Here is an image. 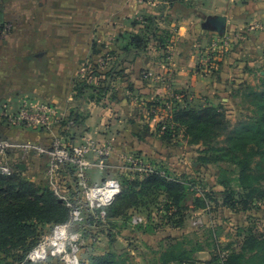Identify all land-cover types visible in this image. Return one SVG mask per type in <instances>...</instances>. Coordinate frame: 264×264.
Listing matches in <instances>:
<instances>
[{
	"label": "crops",
	"instance_id": "crops-1",
	"mask_svg": "<svg viewBox=\"0 0 264 264\" xmlns=\"http://www.w3.org/2000/svg\"><path fill=\"white\" fill-rule=\"evenodd\" d=\"M7 1L9 0L1 2L0 12ZM30 4H33L34 8L29 7L30 15L26 18L35 24V30L34 41L26 46L27 49L24 51L26 54L12 57L10 33L3 31L0 35V110L3 111L0 115L2 124L0 135L13 141L31 140L49 144L54 138H58L56 136L58 135L65 140L67 138L68 142L76 143L78 141L75 140L81 131L82 136L79 142L93 138L103 144L111 138L108 135L110 114L121 118L123 112H126L122 107L124 104L129 106L130 103L134 105L138 103V106L146 107L147 102L155 98H166L169 88L173 87L175 89L189 87L196 95H203L208 102L212 103L211 101L214 100L217 102L218 93L225 94L233 86L232 80L235 79L234 76L239 75L240 67H244L247 71L246 68L253 64L264 66V0H176L173 4L165 0H156L153 3L135 4V6L129 4L128 0H34ZM168 6L175 10L177 16H170L164 24H159L157 27L161 31L170 33V38L162 42L158 40L156 43L159 44L156 45L151 37L146 46L137 45L134 37L143 33L142 26L137 21L138 14L141 12L157 17L162 12V15H165L167 11L164 8H169ZM97 10L101 13L99 16L94 12ZM217 14L227 16L226 33L234 32L240 26L247 27L242 30L241 44H237L236 49L232 46L227 50V55L222 58L221 55L214 57V54H211L214 50L210 52V47L222 34L204 26L208 16ZM110 15L115 16L113 22L109 21ZM0 20L6 21L3 14ZM47 22L50 23V27L45 26ZM108 24L112 25L110 29L105 28ZM99 27L102 28L101 34L98 33ZM107 30H109L108 34H115L113 38L106 36ZM172 43H174L173 52L169 50ZM68 44L70 49L74 50L71 62L63 64L65 67L59 71L54 61L56 59L53 57L59 50L66 49ZM216 51L219 52V50ZM205 52H207L205 56L211 54L209 56L211 63L213 61L216 63L215 59H218L221 64L219 73L214 76L206 77L197 72V66ZM254 52H259L257 58H252ZM62 54L61 52L59 55ZM95 58L99 61L92 66V69L90 67V73L97 81L98 90L108 88L94 98L79 96L76 83L71 86V82L74 80L76 82L75 75L78 73V68L84 65L86 60H95ZM33 61L38 65L35 67V74L41 78L42 75L48 74L47 70H42L43 64L56 68L55 71L50 68L49 71L53 74L55 72L59 76L60 74L68 76L67 79L62 78L56 83L52 82L53 80L45 83L49 86L47 90L53 93L45 102L63 110L65 116L63 118L67 124L70 125L71 121L74 123L71 127L76 130H70L66 138L58 133L66 131V125L61 127L64 123L62 120L48 134L47 131L40 130L41 127L14 124L7 117L14 115L25 104L40 100L38 92H33L31 89L33 85L21 83L18 77V73L31 68ZM246 73L249 75V72ZM262 73L264 75V70ZM219 74L222 81H218ZM38 83H40L39 86L44 85L40 80ZM67 83H69L68 86ZM28 91L31 93H26ZM124 91H129L130 94L126 95ZM136 94L142 96L139 101L133 100ZM74 96H79L86 102L89 101V106H92V115L85 117L82 123L74 122L75 108L78 106L74 102ZM224 98L223 96L222 100ZM124 99H129V102H123ZM143 116L152 129L158 123L148 115ZM134 121L137 124L140 123L136 119ZM137 124L131 128L136 134L138 133ZM80 125L83 131L78 130L77 126ZM96 135L97 139L93 137ZM112 152H114L113 149ZM40 158L35 156L32 160L33 165L30 164L28 168L21 171L27 172L32 169V166L37 168ZM42 158L46 165L47 157ZM131 171L136 169L131 168ZM145 172L146 175L151 171L147 167ZM71 176L77 183L74 173H70ZM91 178L92 176L90 180ZM101 179L95 182L100 183L105 180L103 177ZM160 211L165 212L156 209L152 220L161 222L163 226H169L162 222Z\"/></svg>",
	"mask_w": 264,
	"mask_h": 264
},
{
	"label": "rangeland",
	"instance_id": "rangeland-1",
	"mask_svg": "<svg viewBox=\"0 0 264 264\" xmlns=\"http://www.w3.org/2000/svg\"><path fill=\"white\" fill-rule=\"evenodd\" d=\"M32 1L34 2V0L7 1L5 6L3 7V10L0 12V18H2L3 14L5 20L10 24L12 28L15 21L24 20L30 15L29 9L34 8V5L30 4L32 3ZM128 3L131 5L133 4V6H135V4L140 5V3L136 2L135 0H128ZM29 4L31 5L30 8H28V10H24V7L29 6ZM164 9L165 11H167L166 14L162 15L163 13L160 11V15H158L154 20L155 26L164 24V22H166L170 16H177V13L175 12V10L171 9V7H166ZM94 12H96L98 16L99 14H101L100 11L98 12V10ZM144 14L145 13L140 12L137 19L139 17L142 18V15L145 16ZM108 18L110 22H113V20H115V16L110 15ZM49 25V22L45 23V26ZM111 26L112 25L108 24L105 28L110 29L109 27ZM101 29L102 28L99 27L98 33L100 34ZM243 29L245 30L247 29V27L240 26L237 27L234 32H230L228 30L229 34L224 33L222 35H219L215 44H212V47H210V52L214 50V52H212L211 54H214V57H219L221 55L220 57L222 58L227 55V50L232 46L234 49H236L237 44H241L240 42L243 36ZM108 32L109 30H107L106 36L113 38L115 34H108ZM156 32L157 35L159 34L161 37L163 36L164 32L161 31L160 28H158ZM4 33L7 32L4 31ZM11 34L10 37H12V57L16 55H25L26 52L24 51H26L27 48L25 46H22V49H20L19 46L21 45L19 44V42L17 44L18 35L16 36V38H13L16 33ZM225 34H227L226 36L229 37L227 38ZM15 40L16 43L15 45H13V42ZM154 42L156 45L159 44L156 43V41ZM173 47L174 43H172L171 47L169 48L171 52H173ZM75 48H77V46ZM216 50H219V52ZM61 52L63 53V56L59 55L61 54ZM73 52V48L70 49V44H68V47H66V49L59 50L57 55L53 57L56 59L54 61L56 66H58L59 71H61L62 67H65L66 62H71V55L73 54ZM205 54H207V52L202 55V61L197 66V72L206 77L218 74V71H220L221 69V64L218 63V59H215L216 63H214V61L211 63L208 61V58H210L209 56L211 54L206 56ZM258 55L259 52H254L252 58H257ZM87 61L88 60L85 61L86 63H84V65H81L78 68V73L76 72L77 74L75 75V78H86L90 82H92L93 80L94 82H97L95 80V77L92 76L90 72L93 68L92 66H95L99 60L95 58V60L91 59L88 62ZM63 64L65 65L63 66ZM36 66H38L37 63L33 61L30 66L31 68L25 70V72L23 73H18V77H20L21 83L26 82V84H28L29 86L33 85V88L31 89L33 92H38L39 95H37L40 99V105L47 106L48 104L45 101H47L49 97L53 95V93L50 90H47L49 86H47L48 84L45 85V83H49L51 80H53L52 82L56 83L62 78L67 79L68 76L63 74H60L61 76H59L58 74H55V72L53 74L49 70L52 69L53 71H55L56 68H53L51 66L47 67L43 64L42 70H47L48 74L42 75L43 77L41 78V76L35 74ZM246 69L247 71L244 67H240V71H238L239 75L234 76L235 79L232 80V84L234 87L231 86L230 89L225 92V94L224 92H221L223 93L221 95L218 93V98H216L217 102H215V100L211 101L212 103L218 104L224 96L225 98L221 102H223L225 104V107H227V111L231 115V119L234 122L238 119L239 112H244L247 114L249 111L248 109L244 111L240 110V106H242L243 104L245 92H247L250 87H260L264 82V75L262 73V71L264 70V66L253 64ZM246 72H249V75ZM218 76V81H222L221 75L219 74ZM38 79L42 81V83L44 84L43 86H39L40 83H38ZM65 81L66 80H64V82ZM75 83V80L71 82V86H74ZM68 85L69 83H67V86ZM174 89V87L169 88L167 96L166 98H164L165 100L173 97ZM183 89L188 94L187 100L191 101L190 104L198 106L201 103L208 102V100L205 99L203 95H196L195 92L192 91L189 87H185ZM124 92L126 95L130 94L129 91ZM26 93L31 92L28 91ZM219 95L221 96L220 98ZM74 97V102L78 104L76 108H78L79 115L82 114V116L80 115V117L88 118V115H92V106H89V101L86 102L85 99H80L79 96ZM141 98L142 96L140 94H136L133 96V100L138 99L139 101ZM123 102H129V99H124ZM137 104L134 105L133 103H130L128 104L129 106H126V104H124L122 107H124L123 109L126 112H123L121 118H116L115 114H110L111 119L108 120L110 123L108 128V135L111 138L109 139L110 141L104 142L103 144L110 146L111 150L113 149L115 153L112 152L107 157L106 166L104 168H91V170L89 171V174L92 176L91 181L95 182L96 180H102L101 177L106 179L109 176H116L120 178L121 174L127 175L128 177H135L136 175H138L140 178H143L145 176V169L147 167H153L155 169L156 167H158V165H163L170 168V170L174 174L187 173L191 178H194L196 182H198L195 188L197 190L195 194H200L201 196L206 195L205 198L207 200V206L198 207L196 209L192 208L188 210L186 220L180 228H177L173 225L163 226V224L160 223H154V225L152 224L153 228H151L145 224L146 222L133 225L130 222V219L123 220L119 223L117 222L116 226L110 221L104 222V218L98 216L97 213L87 210L84 196L74 178H59V185L60 188L65 189L64 193L72 198L75 203L84 206V209H86L85 212L87 214V217L85 224H79L77 226L78 228H82L83 230V237L80 240L82 249L80 251L81 264H90L91 256L105 254L107 252H113L116 255L120 256L122 259H125L127 264H158L159 260L157 261V257H159V254L164 245H167L169 243V237H178L181 240L187 239V247L194 245L200 246L201 249L195 251V256L199 260L198 264H205L208 260L214 257L215 253L218 252V246L215 238H218V241L223 248V254H227L229 251L241 249L250 230H253L254 232L260 234L264 233V200L254 199V201L251 203L252 206L245 210H233L225 205L224 199L222 198L225 193V187H223V185L218 181L220 178L219 164L225 163L215 161H208L206 163H203L201 160H198L200 149L203 146L201 143L189 142V140L185 138L181 132H179L178 135L173 136V139L171 141L163 140L161 138V132H163L166 125L162 127V130H158V123L154 126L153 129L148 126L149 124L147 123L149 122H146V120H144L146 118H144L143 115H148L151 119L153 118L157 122H163L166 120L167 115H169L167 111H170L172 109L171 104L167 103L168 107H166L165 110L157 108L153 117L150 116V112L145 106L141 107ZM247 106L249 105L247 104ZM2 113L3 111L0 110V115H2ZM64 118H61L60 120H58V122L45 124L40 128V130L47 131V133L49 134L51 131H53L54 128H56L57 125H59V122L61 120L64 121ZM135 119L140 123L137 124L134 121ZM80 122L82 123L81 119H78L77 123ZM65 123L66 120L64 121V123H62L63 125L61 127L66 125V131L58 133L62 134L66 138V134H70V130L76 129L71 127V124H74L72 121L70 122V125ZM136 124L138 125L137 134L132 132L131 130V128ZM81 125L77 126L79 128V131H83ZM1 126L2 124L0 123V129ZM90 133L92 134V131ZM143 133H145V135H143ZM56 136L62 137L58 135ZM81 136L82 132L80 131L75 141L79 142ZM93 137L97 139L98 136L96 135ZM90 139L95 140L93 138ZM96 142L100 143L99 141ZM247 148L248 150H253L255 149V146L249 145ZM46 156L47 155H41L40 157L42 158ZM34 157H32L31 159V164ZM91 157L95 160L93 155ZM41 158L38 160L39 163H37L36 166L38 169L35 168V166H32V169L28 170L27 172L24 171L23 173H21V178L34 181L37 184H43V182L46 181L55 192L54 188L50 185L47 177H43L45 175L46 166L44 167V158ZM259 160L260 158L258 155L252 162L251 166L256 169V163ZM131 168H135L136 171H131ZM36 172L38 173L36 174ZM232 184L234 185V188H237V181H233ZM207 194L214 195L216 200L208 198ZM194 197L195 195L191 193L188 196V198L190 199L188 200V204H190L192 207H194ZM66 207L68 206L66 205ZM142 208L145 209V207ZM69 219L70 217L57 222H67L69 221ZM195 221H199V224L195 223ZM53 224H46L41 226V228L39 226L38 238H35L34 242L31 244L24 257L14 259V264H62L59 254L54 250H52L49 257L43 261L36 262L29 259L28 257L30 251L38 244L39 240L43 236L50 233ZM105 224L106 226H104ZM252 254L253 252H249L247 255Z\"/></svg>",
	"mask_w": 264,
	"mask_h": 264
},
{
	"label": "trees",
	"instance_id": "trees-1",
	"mask_svg": "<svg viewBox=\"0 0 264 264\" xmlns=\"http://www.w3.org/2000/svg\"><path fill=\"white\" fill-rule=\"evenodd\" d=\"M165 1L173 4L176 0ZM144 15L137 19L143 31L134 37L137 45L146 46L151 37L161 42L170 38L171 34L165 31L162 37L157 35L155 16ZM107 88L98 90L94 80L76 79L77 94L82 97L94 98ZM187 97L184 89H174L173 97L167 100L155 98L147 102L146 108L152 117L157 108L165 110L167 103L171 104L172 109L167 111L169 115L166 120L157 124L158 130L166 125L161 138L171 141L181 132L189 142L203 145L198 160L203 163H225L219 164L218 181L225 187L222 198L226 206L233 210H245L252 206L254 199L264 200V82L260 87H250L245 92L240 110L249 111L247 114L239 112L235 122L223 102H207L197 106L190 104ZM75 109L74 122L77 123L78 119L83 121L85 117H80L82 114L79 115L78 108ZM249 145L255 146V149L248 150ZM258 155L260 160L255 169L251 164ZM48 161L49 157L45 166ZM66 169L73 174L75 168L67 165ZM21 173V170H15L11 175L0 173V264H14V259L24 257L35 238H38L39 226L59 223L57 221L70 217V207H66V202L55 194L46 181L37 184L21 178ZM119 179L122 191L108 206L104 218V222L110 221L116 226L117 222L131 220L133 213H140L147 218L145 224L153 228L154 223H159L152 220L153 212L159 209L165 211H160L163 223L180 228L188 210L207 206L205 193V196L195 194L198 182L194 178L187 173L174 174L163 165H158L143 178L121 174ZM233 181H237V188H234ZM190 193L195 195L194 207L188 204ZM207 197L216 200L212 194H207ZM168 240L169 243L164 245L157 257L158 264H198L195 251L201 249L200 246L187 247L188 240L178 237H169ZM215 241L218 252L205 264H264V233L250 230L241 249L227 254H223L218 238ZM249 252L253 254L247 255ZM90 264L127 263L115 253L107 252L91 256Z\"/></svg>",
	"mask_w": 264,
	"mask_h": 264
},
{
	"label": "built area",
	"instance_id": "built-area-1",
	"mask_svg": "<svg viewBox=\"0 0 264 264\" xmlns=\"http://www.w3.org/2000/svg\"><path fill=\"white\" fill-rule=\"evenodd\" d=\"M135 1L140 4H148L156 0ZM208 61L211 62L210 58ZM4 115L6 116V114ZM63 116V110L56 106L50 104L41 106L39 102H34L25 104L14 115L7 117L14 124L39 128L45 124L56 122ZM110 154V146L100 144L90 138L74 143L66 141L63 137H58L46 144L31 140L13 141L0 135V173L11 175L15 170H22L17 166L18 163H25L28 168L32 157L47 155L49 161L45 167L44 177H47L58 197L70 207L69 221L53 224L50 233L43 236L30 251L29 259L36 262L43 261L54 250L59 254L62 264H81L80 240L83 237V230L77 226L85 224L86 209L64 193L65 189L60 188L59 178H70L66 166H73L75 168L74 175L84 196L87 210L106 218L108 206L122 191L121 181L117 177L109 176L103 182H92L89 171L93 167L104 168ZM92 155L95 160L92 159ZM148 169L149 171L154 170L153 167H148ZM146 220L145 215L134 213L130 222L136 225L145 223ZM195 223L199 224V221H195Z\"/></svg>",
	"mask_w": 264,
	"mask_h": 264
},
{
	"label": "flooded vegetation",
	"instance_id": "flooded-vegetation-1",
	"mask_svg": "<svg viewBox=\"0 0 264 264\" xmlns=\"http://www.w3.org/2000/svg\"><path fill=\"white\" fill-rule=\"evenodd\" d=\"M3 0H0V7L2 5ZM30 6H26L24 7V10H28ZM24 19L21 21H15L12 28L10 26L9 23H7V21H2L0 20V35L2 34L3 31H6L7 33H16L13 38H16V36L18 35L17 39V44L19 42V44L21 46H19V48L21 49L22 46L26 47L31 41H34V35L33 32L35 30V24L30 20V19ZM13 31V32H11ZM12 35V34H11ZM12 38V37H10ZM20 39V41H19ZM26 39V40H25ZM16 40L13 42V45H15Z\"/></svg>",
	"mask_w": 264,
	"mask_h": 264
},
{
	"label": "water",
	"instance_id": "water-1",
	"mask_svg": "<svg viewBox=\"0 0 264 264\" xmlns=\"http://www.w3.org/2000/svg\"><path fill=\"white\" fill-rule=\"evenodd\" d=\"M204 26L218 32L219 34H224L227 31V16L224 14L208 16ZM17 166L22 170L27 168L25 163H18Z\"/></svg>",
	"mask_w": 264,
	"mask_h": 264
}]
</instances>
